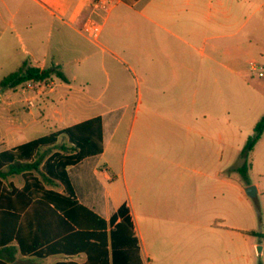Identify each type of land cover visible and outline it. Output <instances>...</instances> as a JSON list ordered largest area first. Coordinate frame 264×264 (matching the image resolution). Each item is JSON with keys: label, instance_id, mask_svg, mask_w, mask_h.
<instances>
[{"label": "crops", "instance_id": "crops-1", "mask_svg": "<svg viewBox=\"0 0 264 264\" xmlns=\"http://www.w3.org/2000/svg\"><path fill=\"white\" fill-rule=\"evenodd\" d=\"M95 1L0 0V5L23 15L34 9L42 19L44 13L55 20L65 15L66 27L84 35L89 33L83 26L84 18L88 11L94 12ZM234 1L106 0L111 12L104 17L105 22L110 20L104 50L116 58L120 55L121 63L129 62L126 67L134 74L139 106L132 118L136 135L120 164L105 154L121 149L123 119L112 127L102 113L83 116L84 112L60 109L73 88L49 53L43 54V64L37 67H58L66 81L36 96L39 116L22 118L19 95L12 97L0 90L6 99L0 104V152L37 138L18 142L26 132L40 131L45 124H51L54 129L50 132H54L99 118L102 151L67 167L66 173L78 203L104 220L125 204L142 264H264L259 259L264 258V236L251 228L250 204L244 197L235 199L234 182L220 178L217 165L218 40L233 37L242 29L244 22L238 24L242 15L264 4V0H240L246 3L242 8ZM23 26L19 24V28ZM51 28L52 21L47 29ZM102 28L100 25L99 32ZM235 46L223 48L231 63L226 68L233 73L241 65V60L230 53ZM251 51L248 46L247 53ZM23 62V57L11 60L14 70ZM98 175L107 185L120 180L124 195L108 193V201L97 200L89 176ZM16 176L22 181L13 182ZM76 185L83 189L82 198ZM2 187L27 191L20 175L2 180ZM47 188L64 193L60 185ZM8 245L10 248L2 252V264H35L32 258L37 257L20 254L15 241ZM257 246L261 247L260 254ZM48 257L55 258L51 264L85 260L84 254Z\"/></svg>", "mask_w": 264, "mask_h": 264}, {"label": "rangeland", "instance_id": "rangeland-1", "mask_svg": "<svg viewBox=\"0 0 264 264\" xmlns=\"http://www.w3.org/2000/svg\"><path fill=\"white\" fill-rule=\"evenodd\" d=\"M234 4L242 8L246 5L240 0H235ZM109 12H111L110 8L96 13L87 12L84 23L91 19L103 26L97 37H94L91 31L84 35L70 31L63 23L67 21L65 15H60L61 19L55 20L44 13L42 19L34 9L23 15L16 13L12 7L7 9L0 5V79L14 70L11 60L23 57L26 62H31L29 63L31 66H40L43 64V54L49 53L53 57V63L59 65L73 88L63 107L59 106L60 109L68 108L75 113L84 112L83 116L102 113L112 127L118 119H123L121 149L118 152L105 154L106 158L120 164L125 149L127 148L129 153L136 135L137 126L132 125V118L139 106L135 91L136 80L134 74L126 67L129 62L121 63L118 61V58L121 60L120 55L116 58V54L112 55L104 50V37L109 32L110 22V20L105 22L104 17L108 16ZM263 13L262 3L253 13L242 15L238 24L242 22L244 24L238 33L233 37L218 40L220 125L217 165L220 178H229L234 182L235 199L244 197L249 202L251 228L264 236V132L254 148L248 153L244 152V146L253 133L254 125L264 114V75H258L259 71L264 74ZM50 21L53 23V28L47 29ZM10 23L14 24V29ZM20 23L24 26L19 28ZM233 45L236 46L230 53L241 60L240 67H235L234 73L227 70L226 67L231 65L230 58L223 52V48ZM248 46L252 48L250 53H247ZM36 62L39 64L37 65ZM46 62L49 64V59ZM251 63L255 64L257 69L253 70ZM60 82L59 78L50 76L43 82H27L4 91L10 93L12 97L19 95L18 100L22 101V118L30 120L40 114L36 96L55 88ZM3 101L6 99L0 95V104ZM8 117L10 118V115ZM53 129L51 124H45L40 131L26 132L18 142L47 134ZM127 141L129 145H126ZM60 143L62 142L59 141V145ZM244 165H246L245 173L240 172V168ZM41 169L43 171V168ZM36 174L40 176L39 172ZM111 175L113 176L114 173ZM14 179L15 183L22 181L19 176ZM89 180L93 186L95 185L97 200L108 201V193L124 195V186L120 180L112 185H107V180L102 175L95 178L89 176ZM251 185L255 186L256 192L249 196L245 189ZM76 188L79 197L82 198L83 189L78 185ZM32 259L35 264H51L55 260L54 257ZM259 259L264 262V258L259 257ZM15 263L24 264L20 261Z\"/></svg>", "mask_w": 264, "mask_h": 264}, {"label": "trees", "instance_id": "trees-1", "mask_svg": "<svg viewBox=\"0 0 264 264\" xmlns=\"http://www.w3.org/2000/svg\"><path fill=\"white\" fill-rule=\"evenodd\" d=\"M50 76L66 81L58 67L41 69L23 62L0 79V90ZM263 132L264 114L254 125L244 152L254 148ZM101 151L100 122L96 117L0 152V264L3 250L9 249L12 241L20 254L37 258L85 255L81 263L55 264H142L125 204L106 221L78 203L67 176V167ZM245 171L246 165L240 168V172ZM13 175L22 177L27 191L2 187V180ZM58 185L64 193L47 188Z\"/></svg>", "mask_w": 264, "mask_h": 264}, {"label": "built area", "instance_id": "built-area-1", "mask_svg": "<svg viewBox=\"0 0 264 264\" xmlns=\"http://www.w3.org/2000/svg\"><path fill=\"white\" fill-rule=\"evenodd\" d=\"M106 3H107L106 0H96L94 3V12L107 9ZM84 28L88 31H91L94 37H97L99 33L100 25L97 24L94 20L88 19L87 22H85L84 24ZM250 65L253 70L257 69L255 64L251 63ZM258 75L263 76L264 74L259 71ZM40 82H43V81H40ZM29 104H32V102H29Z\"/></svg>", "mask_w": 264, "mask_h": 264}, {"label": "water", "instance_id": "water-1", "mask_svg": "<svg viewBox=\"0 0 264 264\" xmlns=\"http://www.w3.org/2000/svg\"><path fill=\"white\" fill-rule=\"evenodd\" d=\"M245 192H246L247 195L252 196V195H254V193L256 192V188H255V186H253V185L248 186V187L245 189ZM256 251H257L258 254H260L261 247H260V246H257V247H256Z\"/></svg>", "mask_w": 264, "mask_h": 264}]
</instances>
